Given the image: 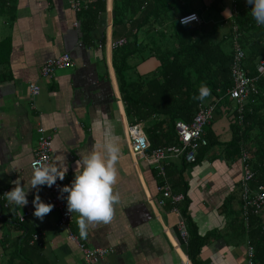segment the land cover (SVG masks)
Listing matches in <instances>:
<instances>
[{
  "label": "crops",
  "instance_id": "1",
  "mask_svg": "<svg viewBox=\"0 0 264 264\" xmlns=\"http://www.w3.org/2000/svg\"><path fill=\"white\" fill-rule=\"evenodd\" d=\"M222 2V23L227 28L223 33L227 34L232 17L224 11L232 12L230 0ZM105 3V16L86 43L78 27V13L69 8L68 0H8L0 6V42L5 41L0 48V264H85L82 253L67 240L66 231L57 226V213L51 212L42 222L32 214L37 190L29 188V163L39 128L52 138L53 161L64 157L68 168L64 182L69 185L81 155L109 135L120 147L114 186L120 201L114 206L112 222L90 225L86 239L80 237L76 213L71 223L72 232L88 248L109 250L98 264H192L177 232L183 203L177 207L157 205L161 199L157 189L164 183L173 194L184 191L187 196L189 224L205 242L198 255L202 264H246V247L253 246L251 236L264 226V210L244 220L239 198L243 165L240 159L223 158L221 146L231 137L229 119L234 105L229 111L216 108L207 130L218 145L200 151L197 164L185 165L182 159L169 158L164 161L162 175L148 162L150 152L132 155L128 127L140 124L152 144L160 118L151 116L137 122L126 114L115 71L114 52L119 48H111L110 43L120 38L130 42L132 29L125 23L113 26L111 0ZM143 36L140 40L146 39ZM63 53L71 56L73 66L41 78L44 62ZM132 63L138 75L156 72L159 66L148 49ZM30 84L39 85L38 95L30 94ZM17 179L29 201L22 208L10 205L4 195ZM38 195L48 202L43 186ZM26 212L29 215L24 221H17V216ZM35 234L39 237L33 240Z\"/></svg>",
  "mask_w": 264,
  "mask_h": 264
},
{
  "label": "trees",
  "instance_id": "2",
  "mask_svg": "<svg viewBox=\"0 0 264 264\" xmlns=\"http://www.w3.org/2000/svg\"><path fill=\"white\" fill-rule=\"evenodd\" d=\"M7 1L0 0V6ZM223 10L222 0H210L208 4L203 0H111L113 26L125 23L132 29V40L114 52L115 71L126 114L137 122L151 116L160 118L153 132L157 130L158 135L153 136L150 150L177 144L175 124H189L202 105L216 103L215 111L219 107L229 111L232 104L237 108L236 102L227 94L232 87V50L230 32L223 33ZM250 10L244 2L238 3L230 27L238 28L248 76L258 77L254 82L256 93L250 94L243 103L241 113L234 109L229 119L231 137L221 148L223 158L228 161L239 160L241 149L247 151L249 167L254 173L250 184L256 189L264 185V76H260L257 69L259 60L264 59V25L256 23ZM204 12H207L208 19L203 18ZM77 13L83 42H89L91 31L105 16V0L89 2ZM188 14L198 15L201 22L181 25L179 18ZM142 35L145 40H140ZM3 45L4 40L0 42V48ZM145 49H148V55H155L159 66L156 72L138 75L132 62ZM201 84L211 89V94L202 102L193 99L199 94ZM210 133L211 130H206L207 145L198 150L195 162L189 165L198 163L200 151L205 152L218 145L216 138H210ZM182 162L186 165L184 159ZM180 183L184 182L181 180ZM181 193L185 196L184 191ZM186 203L187 196L181 214L186 226L188 224V231L191 223L185 212ZM255 215L249 214L248 219ZM248 228H251L250 221ZM188 234L186 255L192 264H202L198 255L205 242L198 238L193 228ZM251 242L255 263L264 264V226L251 236Z\"/></svg>",
  "mask_w": 264,
  "mask_h": 264
},
{
  "label": "built area",
  "instance_id": "3",
  "mask_svg": "<svg viewBox=\"0 0 264 264\" xmlns=\"http://www.w3.org/2000/svg\"><path fill=\"white\" fill-rule=\"evenodd\" d=\"M91 1L93 0H68V6L70 9L77 12ZM239 2H244L246 8H251L246 0H230L232 18L237 13V6ZM190 15L192 14L180 17L179 23L181 18ZM195 16L197 17V20L192 21L188 24L201 22L198 15L195 14ZM229 32V35L231 37L232 50V60L230 65L232 87L228 90L227 94L229 95L230 99L236 102V109L239 113H241L243 103L248 99L250 94L256 93L254 82L257 81L258 77L251 78L246 72V69L244 67L245 52L240 45V34L238 32L237 26L230 27ZM125 44L126 39L120 38L115 42H111L110 46L114 49L120 48ZM72 66L73 61L71 56L68 53H63L44 62L40 70V77L43 79L50 78L53 76V73L56 70H61ZM257 69L260 76H264V59L259 60V62L257 63ZM39 91L40 87L38 84H30V94L35 96L39 94ZM215 107L216 103L202 105L189 124L177 122L175 124V133L178 140L177 144L165 148L160 147L151 150L150 154L148 155V162L154 165L155 169L159 170L161 172L160 174L162 175L164 173V161L169 158L184 159L186 163L193 164L195 162L198 150L201 147H205L207 145V139L205 137V127L212 122L214 118ZM38 133L39 138L37 141V147L34 150L33 158L29 163V168L31 171L33 165L38 161H44L45 163L53 162L51 154L52 138L46 135L42 128L38 129ZM126 134L128 138L129 151L132 155H145V152H149L150 143L140 124L129 126ZM239 159L240 163L243 165V173L239 183L241 210L242 217L245 221H247L249 214H257L260 211L264 210V185H260L254 190H251L249 188L248 185L252 181L254 175L249 167L250 157L246 150L241 149ZM65 185L69 184H66L64 180H57L56 185L52 187L43 186L45 191L49 195V200L47 203H51L54 205V208L51 212H55L59 215L57 226L66 231L67 240L79 249V251L83 255L85 264H98L101 258L106 255L109 250L99 248L90 249L78 238L77 235L72 232L71 223L73 222V213L71 215L67 213V202L64 198L67 196V193L62 194L59 191V189L64 187ZM157 190L161 194V199L157 201V205L159 207H165L168 204L177 207L178 204L183 203L185 200L184 194H173L166 183L158 187ZM173 208V211L176 212V208ZM28 215V212L24 213L23 215H18L17 221L22 223ZM177 232L181 242L186 245L189 239V234L187 231V226L185 224V219L183 218L181 213L179 216V221L177 223ZM32 237V239L35 240L39 237V235L35 234ZM245 255L246 264H256L255 252L252 245H247Z\"/></svg>",
  "mask_w": 264,
  "mask_h": 264
},
{
  "label": "clouds",
  "instance_id": "4",
  "mask_svg": "<svg viewBox=\"0 0 264 264\" xmlns=\"http://www.w3.org/2000/svg\"><path fill=\"white\" fill-rule=\"evenodd\" d=\"M246 2L251 6V15L256 23L264 25V0H246ZM224 14L231 15L227 9ZM195 20L197 17L192 14L181 18L180 23L188 24ZM198 92L199 94L193 99L202 102L211 94V89L201 84ZM119 157L120 147L116 139L110 135L107 136L101 144L80 156V159L75 162L74 178L70 186L65 185L59 189L60 193H67L64 197L67 202V213L77 214V226L82 239L88 237L90 225H106L114 218V206L120 201L119 193L114 191ZM67 171L64 157L62 160L49 163L38 161L33 165L29 188L36 189L37 194L32 200L34 207L32 214L41 222L51 213L54 205L41 200L38 195L40 186L56 185L57 180H64ZM12 183L15 186L4 193L8 203L19 208L27 206L29 203L27 191L21 186L20 180L17 179Z\"/></svg>",
  "mask_w": 264,
  "mask_h": 264
},
{
  "label": "rangeland",
  "instance_id": "5",
  "mask_svg": "<svg viewBox=\"0 0 264 264\" xmlns=\"http://www.w3.org/2000/svg\"><path fill=\"white\" fill-rule=\"evenodd\" d=\"M206 2H207V1H206ZM203 10H204V9H203ZM202 15H203V18H204V19H208L207 12H204ZM229 28H230V24H228V29H229ZM225 29H227V28H225ZM207 128H208V126L205 127V130H207Z\"/></svg>",
  "mask_w": 264,
  "mask_h": 264
},
{
  "label": "bare ground",
  "instance_id": "6",
  "mask_svg": "<svg viewBox=\"0 0 264 264\" xmlns=\"http://www.w3.org/2000/svg\"><path fill=\"white\" fill-rule=\"evenodd\" d=\"M32 172V171H31Z\"/></svg>",
  "mask_w": 264,
  "mask_h": 264
},
{
  "label": "water",
  "instance_id": "7",
  "mask_svg": "<svg viewBox=\"0 0 264 264\" xmlns=\"http://www.w3.org/2000/svg\"><path fill=\"white\" fill-rule=\"evenodd\" d=\"M113 16V15H112Z\"/></svg>",
  "mask_w": 264,
  "mask_h": 264
}]
</instances>
